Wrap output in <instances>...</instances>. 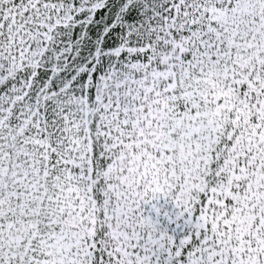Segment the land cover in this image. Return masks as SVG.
Masks as SVG:
<instances>
[{
  "label": "snow or ice",
  "instance_id": "1",
  "mask_svg": "<svg viewBox=\"0 0 264 264\" xmlns=\"http://www.w3.org/2000/svg\"><path fill=\"white\" fill-rule=\"evenodd\" d=\"M0 264H264V0H0Z\"/></svg>",
  "mask_w": 264,
  "mask_h": 264
}]
</instances>
